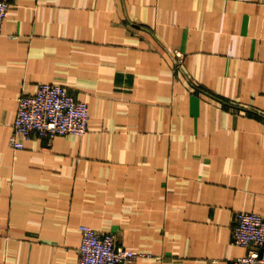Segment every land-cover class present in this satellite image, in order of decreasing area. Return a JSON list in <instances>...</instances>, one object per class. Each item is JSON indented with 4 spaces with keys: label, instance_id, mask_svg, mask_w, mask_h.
<instances>
[{
    "label": "crops",
    "instance_id": "crops-1",
    "mask_svg": "<svg viewBox=\"0 0 264 264\" xmlns=\"http://www.w3.org/2000/svg\"><path fill=\"white\" fill-rule=\"evenodd\" d=\"M182 55L178 64L174 52ZM66 86L88 132L8 146L17 98ZM264 215V0H11L0 31V264H232Z\"/></svg>",
    "mask_w": 264,
    "mask_h": 264
},
{
    "label": "built area",
    "instance_id": "built-area-1",
    "mask_svg": "<svg viewBox=\"0 0 264 264\" xmlns=\"http://www.w3.org/2000/svg\"><path fill=\"white\" fill-rule=\"evenodd\" d=\"M11 0H0V31L8 15ZM178 64L182 55L174 52ZM89 108L66 86L40 83L32 94L17 98V111L8 139L14 150L25 148L33 136L43 138L49 145L55 137L83 136L88 132ZM231 243L247 252L232 264H264V215L237 212L231 230ZM139 252L124 248L116 237L91 228L83 229L77 248L78 264H124L139 256Z\"/></svg>",
    "mask_w": 264,
    "mask_h": 264
},
{
    "label": "rangeland",
    "instance_id": "rangeland-1",
    "mask_svg": "<svg viewBox=\"0 0 264 264\" xmlns=\"http://www.w3.org/2000/svg\"><path fill=\"white\" fill-rule=\"evenodd\" d=\"M114 235V234H113ZM115 236V235H114ZM116 237V236H115ZM140 254V253H139Z\"/></svg>",
    "mask_w": 264,
    "mask_h": 264
}]
</instances>
